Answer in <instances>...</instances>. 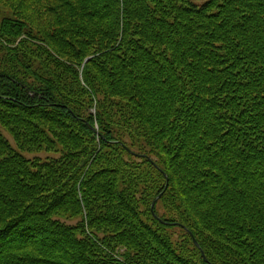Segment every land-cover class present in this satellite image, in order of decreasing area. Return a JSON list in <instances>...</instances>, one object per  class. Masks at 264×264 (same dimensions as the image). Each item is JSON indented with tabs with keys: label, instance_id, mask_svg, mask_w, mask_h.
I'll list each match as a JSON object with an SVG mask.
<instances>
[{
	"label": "trees",
	"instance_id": "1",
	"mask_svg": "<svg viewBox=\"0 0 264 264\" xmlns=\"http://www.w3.org/2000/svg\"><path fill=\"white\" fill-rule=\"evenodd\" d=\"M21 6L0 264H264V0Z\"/></svg>",
	"mask_w": 264,
	"mask_h": 264
},
{
	"label": "rangeland",
	"instance_id": "2",
	"mask_svg": "<svg viewBox=\"0 0 264 264\" xmlns=\"http://www.w3.org/2000/svg\"><path fill=\"white\" fill-rule=\"evenodd\" d=\"M3 2H1L2 4L0 5V21L4 18V17H9L12 16L13 14V10H17L19 11V13L24 11V7L21 6V2L22 0H2ZM22 17L24 19H28L31 20V16H29L28 14H23ZM1 130V128H0ZM3 134L5 135V137L10 141L9 137L7 136L6 133ZM11 142V141H10ZM32 155L28 156L31 157Z\"/></svg>",
	"mask_w": 264,
	"mask_h": 264
},
{
	"label": "water",
	"instance_id": "3",
	"mask_svg": "<svg viewBox=\"0 0 264 264\" xmlns=\"http://www.w3.org/2000/svg\"><path fill=\"white\" fill-rule=\"evenodd\" d=\"M155 202H156V200L152 202L151 208L154 207ZM192 240H193V243L195 244V246L197 247L198 244H197V242L195 241V239L193 237H192Z\"/></svg>",
	"mask_w": 264,
	"mask_h": 264
}]
</instances>
